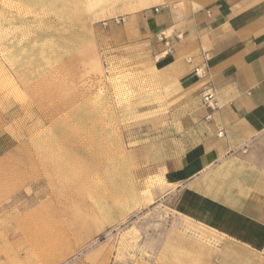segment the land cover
<instances>
[{
	"label": "rangeland",
	"instance_id": "obj_1",
	"mask_svg": "<svg viewBox=\"0 0 264 264\" xmlns=\"http://www.w3.org/2000/svg\"><path fill=\"white\" fill-rule=\"evenodd\" d=\"M127 4L0 0V264H264L176 212L183 112L100 29Z\"/></svg>",
	"mask_w": 264,
	"mask_h": 264
},
{
	"label": "crops",
	"instance_id": "obj_2",
	"mask_svg": "<svg viewBox=\"0 0 264 264\" xmlns=\"http://www.w3.org/2000/svg\"><path fill=\"white\" fill-rule=\"evenodd\" d=\"M100 14L110 47L174 95L183 134L156 163L174 208L217 236L264 248V0H127ZM107 21V22H106ZM207 72L206 78L194 74ZM210 86L215 106L204 102ZM212 233L208 236L207 234ZM241 255L243 252L238 250Z\"/></svg>",
	"mask_w": 264,
	"mask_h": 264
},
{
	"label": "built area",
	"instance_id": "obj_3",
	"mask_svg": "<svg viewBox=\"0 0 264 264\" xmlns=\"http://www.w3.org/2000/svg\"><path fill=\"white\" fill-rule=\"evenodd\" d=\"M194 74L196 76H198L199 78H206L207 77V72L205 70H202V69H199V68L194 71ZM204 90H205V92H204V102L210 108L214 107L215 106V103L213 102L214 96H213V93H212V90H211L210 86H208V85L204 86ZM259 253L264 256V248L261 249Z\"/></svg>",
	"mask_w": 264,
	"mask_h": 264
}]
</instances>
